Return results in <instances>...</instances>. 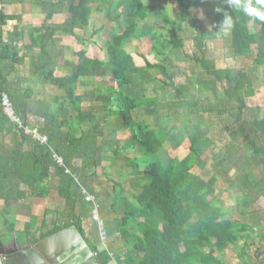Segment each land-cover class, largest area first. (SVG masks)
<instances>
[{"label":"trees","instance_id":"1","mask_svg":"<svg viewBox=\"0 0 264 264\" xmlns=\"http://www.w3.org/2000/svg\"><path fill=\"white\" fill-rule=\"evenodd\" d=\"M36 1L39 7L49 9L37 29L20 28L21 16H9L0 10V97L1 94L7 95L15 112L25 122L26 119L29 121L26 104L32 99V91L29 88L17 90L15 81L10 79L15 78L17 65L26 66V53H33L35 49L39 50L38 55L28 57L30 67L28 70L25 68L29 81L32 83L33 77L38 78L43 86H52L65 92V97H51L46 102H35L42 120L39 132L47 137L45 145L32 142L22 132L18 135L15 127L5 117L0 103V134L13 137L7 148L5 145H2L3 148L0 146V200L9 205L38 198V186L50 180V170H53L58 180V197L65 202L63 211L51 213L56 218L50 224L51 229L41 235L39 240H31L32 245L74 227L99 264H110L112 261L116 264H196L207 262L215 252H224L228 246H236L245 239L247 234H253L252 227L224 219V210L217 206L216 185L218 177H227L229 170H226L230 167L236 170L233 181L235 187L248 193L249 202L244 204L253 206L260 199L264 200V118L255 119L251 123L252 133H247L243 122L244 113L249 109L246 98L253 96L255 88L242 69L220 70L212 61L207 60L203 43L206 36L200 28L191 24L195 36L193 51L189 55L186 53L181 26L175 27L177 21L184 20L180 17V11L189 15L196 2L210 18L211 24L222 20V13L214 11L216 7H222L234 20L229 32L233 58L247 59L254 44L248 16L239 10L228 8L224 0H170L179 11L173 19L167 8L157 4L161 0ZM65 7L69 18L62 24H54V17L61 14ZM94 12L104 14L111 24H123L120 25L119 32H112L105 43L106 60L90 58L85 49L102 32V28H93L87 37H80L76 33L89 29ZM252 19L264 32V22ZM13 21L17 26L10 31L6 30L7 23ZM142 23L151 31L139 32V25ZM216 30L211 29V38L222 39L223 34H218ZM64 36L73 38L84 49L75 53L77 65L72 72L58 78L55 77V72L60 67L64 54L59 49L60 38ZM145 39L151 43V52L162 59L161 63L151 64L141 57L145 70L154 73L152 81L156 83L158 79V85L153 89L155 98L147 97L144 83H140L138 88L141 96L132 97L124 92L125 87L135 84L129 78L130 72L135 69V62L126 48L136 40ZM26 42L29 43L28 46L25 45ZM21 43L24 44L23 57H19L21 50L18 45ZM167 47L183 52L190 64L187 70L191 73H195L197 67L200 69L196 75L192 74L190 82L187 79L185 84L176 83L178 67L163 63V59H168ZM254 64L255 68H264V52L257 53ZM102 75H110L116 87L107 88L100 108L93 104L82 108L83 98L76 96L78 86L90 84L91 80L101 78ZM95 92L100 96V91ZM203 92L213 96L212 104L203 103L197 96ZM160 94L162 97H159ZM167 96H172V100L165 102ZM65 101L74 107L78 121L87 126V130L79 138L72 137L65 130L62 120ZM147 108H152L156 120L168 117L178 119L182 111L194 118L206 114L211 120H217L221 135L224 132L230 138L224 152L213 157L220 175L213 174L205 181L192 173L200 158L192 145L189 146L186 157L171 158L165 164L160 153L168 141L177 135L181 138L190 137L195 133L194 128L190 125L181 127L178 123L164 128L160 125L151 127L144 119L136 121L134 111L145 109L148 112ZM99 111L109 118L121 117L122 126L129 132L126 144L113 152L112 161L128 150V147L136 148L139 162L137 164L136 159H131L128 165L133 172L143 174V179L137 180L141 192L131 200L125 197L121 184L113 183L114 196L109 212L115 216V222L111 236L117 234L124 243L127 252L123 260L118 256L113 260L109 250L100 251V244L91 243L88 237L90 233L83 226L86 220H91L94 226L96 223L92 219V207L84 202L78 185L79 170L75 162L79 160L83 164L97 167L98 160L106 159L103 156L99 159L98 151L102 143L100 125L96 121ZM161 111H166L167 114L162 117ZM223 115L232 120L229 129L222 125ZM176 129H179L178 132ZM241 141L245 143L243 150L239 146ZM203 143L207 149L213 146L209 138L204 139ZM55 155L62 159L63 166L55 162ZM41 166L47 168L43 170ZM255 172L259 173V177L254 176ZM25 192H29L28 195ZM7 214V211L0 212L3 226L8 228L7 232L14 233L15 224ZM49 214V211H45L44 217L47 218ZM47 226L43 221L41 229ZM130 229H134L136 233L132 235ZM23 236L31 234L17 233L20 244Z\"/></svg>","mask_w":264,"mask_h":264},{"label":"crops","instance_id":"2","mask_svg":"<svg viewBox=\"0 0 264 264\" xmlns=\"http://www.w3.org/2000/svg\"><path fill=\"white\" fill-rule=\"evenodd\" d=\"M14 9L16 8L17 12H7V9ZM38 2L36 0H0V10H2L6 15L9 16H21L22 17V24L20 25V28L23 29H37L40 28L43 19V17H39L38 14ZM44 8V7H40ZM15 10V9H14ZM34 14L35 17H34ZM66 14V17H65ZM64 16V17H63ZM39 17V18H38ZM69 18L68 10L65 7L63 9L62 14L56 15L53 19L54 24H62L66 19ZM17 26V23L15 21L8 22L6 26V30H11L13 27ZM96 30V29H95ZM77 35L82 37L86 34L79 33L76 31ZM70 39L71 37L64 36L61 37V44L60 48L62 51H66L70 49L73 43H71ZM73 42V41H72ZM94 43H96L94 41ZM23 43L18 45V49L21 50V53L19 57H23L24 52H22ZM26 46L29 45L28 42L25 43ZM77 45V44H76ZM81 47V46H79ZM39 53L38 49H35L33 53H26V66L19 64V66H16L15 71V78H11V81H15V88L24 90L27 89L23 84H21V81L24 79V69L28 68V64L30 63V60L28 57L37 56ZM64 57V58H63ZM63 57L61 58V64L60 67L55 72V77L63 78L67 75H69L72 72V69L76 67L77 63H67L68 59L72 60V57L69 52H66L63 54ZM64 59V61H63ZM103 60V59H100ZM135 62V61H134ZM69 68V72L66 73H60L61 69H66L65 67ZM137 67V66H136ZM25 69L26 72H28ZM27 78L28 74H26ZM111 77V76H109ZM107 77L106 79L108 84H101L106 83L103 81H99L100 83L93 82L91 80L90 84H82L78 86V89L76 91L77 97L83 98L82 108L88 107L89 104H93L94 107H99L101 104V101L104 99V95L106 94L107 88L113 87L115 88V84L112 79H109ZM105 77L96 78L99 80H102ZM19 79V80H18ZM32 83H37V89L36 93L34 94V90H32V99L27 102V113L26 116L29 119L28 124L23 121V123L30 127V128H36L38 129L41 125L42 120H40L39 111L37 109V105L35 104L36 101H49L54 97H65V92L59 91L56 88L52 86H43L41 84V79L34 78L33 77ZM90 80H83V82H87ZM134 85H130L128 87L124 88V92L128 96L137 97L135 95L137 93L136 89L133 87ZM50 88L52 91L51 95L44 96V89ZM47 91V90H45ZM95 91H100V96L97 95ZM46 94V93H45ZM39 95V96H38ZM7 96V95H6ZM8 97V96H7ZM15 110V109H14ZM143 111L144 109H138L136 111ZM17 114V113H16ZM102 114V115H101ZM18 117H20L17 114ZM77 112L75 111L72 104L68 101H65L64 103V111L62 113V120L64 121L65 130L74 138H79L83 132L87 130V126L81 124L78 121L77 118ZM6 117V116H5ZM7 118V117H6ZM21 118V117H20ZM7 120L9 123H11L15 127V132L19 135V132H24L22 130H19L18 127L12 123L8 118ZM142 120V118H141ZM96 121H98L100 125V133H101V147L99 149V159L103 156L106 157L103 161L98 160L97 164L98 166L90 165V164H83L81 161L77 160L75 162L76 167L79 170V175L77 178L78 185L80 186L81 190H85L89 195L93 196L97 204L99 205V212L98 214L101 215L104 221H106V227L108 225V216L109 214H112L109 212L110 207L112 205V199L114 196L113 191V183L121 184L124 190V195L129 200H131L133 197L140 194L141 189L137 184V180L139 177H142L143 174L135 173L132 171L131 168H129V160L137 159L139 157V153L137 150L135 152L132 151L133 148L130 149L128 147V150L123 151L120 153V156L115 159V161H112L113 158V152L116 150L117 147H121L120 140L124 139L125 144L126 140L128 139L129 132L122 126L123 122L121 117H113L109 118L104 115L101 111L98 112ZM30 123V124H29ZM165 127V126H160ZM25 135V134H24ZM27 136V135H26ZM29 137V136H28ZM32 142L38 143L34 141L31 137H29ZM13 140V137L6 135V134H0V146L3 148L2 145H5L6 148L8 145H11ZM169 142V141H168ZM39 144V143H38ZM124 144V145H125ZM168 144V143H167ZM41 145V144H40ZM123 145V144H122ZM123 145V146H124ZM163 151L160 153L161 160L166 164L168 161H164ZM43 170H45L46 166H41ZM227 168V167H226ZM226 170V169H225ZM229 170V171H228ZM227 177H225V184L227 187H224L223 191H221L220 184H219V177L217 179V185H216V199H217V206L222 208L225 212L224 218L231 222H239L242 224H245L247 226H250L254 229L253 234H247L246 238L241 240L239 243L236 244V246H228L227 249L224 252H215L213 258L209 259L207 262H197L196 264H264V200L260 199L257 204L253 206H247L248 200L247 196L248 193L244 189L240 188L237 189L234 184V178H235V169H231L230 167L227 168ZM232 172V174L230 173ZM230 173V177L228 176ZM51 178L46 183H43V185L38 186V194L40 193V196L29 198L27 200H24L23 202H18L17 204H6L3 200H0V212L7 211L9 214L7 216L9 218L13 219V223L15 224V232H7L8 228L6 226H3V218L0 215V252L3 250L6 251H12L13 249H17L20 247H24L28 243H31V240H39L41 235H44L48 230L51 229L50 224L55 221V216H52L51 213L58 211L61 212L64 210L65 202L58 197L57 193V186H58V180L55 177V173L53 170H50ZM254 176L259 177V173L255 172ZM23 190H25L23 188ZM28 191V190H26ZM28 193L29 192H25ZM83 195V194H82ZM229 197L232 199V203H229L227 206L224 204L225 200H229ZM84 198V197H83ZM231 201V200H230ZM246 203V204H244ZM45 211H49L50 214L47 218L44 217ZM113 215V214H112ZM113 220L115 222V216L113 215ZM45 219V220H44ZM43 221L47 223V228L41 229V226L43 224ZM91 220L84 222V230L88 232L85 228V224L90 223ZM113 225H110V229L108 227V232L111 235V229L114 227ZM92 223V222H91ZM93 224V223H92ZM92 224L90 225V228H93ZM94 225V224H93ZM109 226V225H108ZM97 230V226H95ZM257 228V229H256ZM258 230H261L262 232H259V239L260 241H250L249 238H253V235L258 232ZM132 235H134L136 232L134 229L129 230ZM28 232V234H31V236H23L22 244L19 243L17 238V233H25ZM93 232V229L92 231ZM90 233V232H89ZM98 233V231H97ZM108 233V234H109ZM91 234V233H90ZM114 238H118L117 240H120V237L115 234ZM91 243L97 244L91 236H88ZM99 238V235H98ZM100 240V239H99ZM39 242V241H38ZM37 242V243H38ZM123 243V242H122ZM121 243V244H122ZM99 245V244H98ZM123 248H125V245L123 243ZM106 250V249H105ZM108 251V250H107ZM120 252V251H119ZM127 252V249L125 248V253ZM119 258L121 255H117ZM114 264V263H110ZM116 264V263H115Z\"/></svg>","mask_w":264,"mask_h":264},{"label":"rangeland","instance_id":"3","mask_svg":"<svg viewBox=\"0 0 264 264\" xmlns=\"http://www.w3.org/2000/svg\"><path fill=\"white\" fill-rule=\"evenodd\" d=\"M159 6H164L168 9L169 15L171 19L174 18L175 14L179 11L175 7V3L170 0H161L160 3L157 2ZM15 9V10H14ZM14 9H7V12H17L16 8ZM49 12V9L44 8H38V14L39 17L45 16ZM62 14V13H61ZM36 14H34L35 17ZM38 17V18H39ZM64 17V16H63ZM66 17V14H65ZM180 17L181 19L184 18L182 22L177 21L175 27L181 26L182 30V37L185 40V46H186V53L189 55L193 51V38L195 36V31L191 27V24L197 26L200 28L205 36L206 40L203 42L205 44V50L207 51V60L212 61L217 69L224 70V69H235V71L238 69H242V71L251 79L253 83V87L255 88V92L252 97L246 98V103L249 109L245 111L243 116V122L244 126L246 127L247 133H252L251 123L258 118H264V68H255L254 59L256 58L257 53L264 52V32L260 30L255 24L251 17H248L249 20V26L251 30V35L253 38V45L251 47V52L247 59H234L231 49H230V39H229V33L227 35L223 34L222 39H213L210 36L211 28L209 25H211L210 18L207 17L206 13L202 8H200L199 4L196 2L194 4V8L192 12L189 13V15H186L185 13L180 11ZM179 22V23H178ZM120 25L123 24L117 23V24H111L108 22L106 16L104 14L94 12L91 17V25L89 29H86L84 31H78L79 33L86 34V37L89 36L91 31L94 29L102 28V32L96 36L93 40H91V43L88 44L87 47H85L88 56L90 58H96V59H103L106 60V52H105V43L106 41L111 37V33L115 32L118 33L120 29ZM142 31H151L145 26V23H142L139 25V32ZM166 36V34L164 33ZM175 35V34H174ZM176 36V35H175ZM167 37V36H166ZM212 39V40H211ZM71 43H73L70 49L63 51L64 54L66 52H69L72 60L68 59L67 63H77V58L75 56V53H77L79 50L84 49L83 47H79L75 40L72 38L70 39ZM73 41V42H72ZM94 41L96 43H94ZM77 44V45H76ZM168 49V47H167ZM126 50L132 55L133 60L135 61V69H133L130 72L129 78L132 79V81L135 83L134 88L136 89L137 93L135 95L141 96V92L138 89L140 87V83H144V86L147 90V97L148 98H155L156 95L153 93V89L158 85V77L157 82H153L152 79L154 77V73L149 71L147 72L145 70V63L141 57H144L149 63L151 64H158L161 63L162 59L157 57L154 53L151 52V43L148 39L145 40H136L132 43H130ZM167 61L163 59V63H165L166 66L173 65L178 67V77L176 78L177 84H185L187 82V79L192 77V74L196 75V73L200 70L197 67V70L195 73H191L190 70H187V67L190 66L188 64V60L183 54V52L179 50H167ZM64 58V57H63ZM64 61V59H63ZM137 66V67H136ZM70 67V66H68ZM67 66L66 69H61L60 73H68L69 68ZM71 68V67H70ZM24 79L21 81V84L25 86V88H31L34 90V94L37 92L36 89L37 83H31L29 81L30 77L27 78L26 72L24 70ZM110 75H102V80L99 79H93V82L98 83L99 81H103L106 83L101 84H108L106 79ZM109 79H112V77H109ZM29 81V82H28ZM33 82V81H32ZM190 82V81H189ZM36 88V89H35ZM47 90V91H45ZM44 96L51 95L52 91L50 88H46L43 90ZM46 93V94H45ZM39 96V95H38ZM197 96L203 100V103H213L214 99L211 94L208 93H200L197 94ZM159 97H162L160 94ZM172 96H167V100L165 102H168L169 100H172ZM100 108V106H99ZM148 112L144 109L143 111H134L133 115L136 121H140L141 118L146 120L147 124H149L151 127L154 126H172L176 123H178L181 127L184 126H192L194 128V134L187 138H181L179 135L177 137H173L171 140H169L168 144L165 145L163 149V160L168 161L170 158H178L183 159L188 155L189 146L195 147L198 154L200 155L199 160L196 163L195 168L192 170V173L198 176H201L202 179L205 181L208 180V178L211 175H220V173L216 170L217 169V162L213 158L214 155H219L224 152V147L230 142L229 134H225L224 132L221 135V130L217 124V120H211L206 114H200L198 117L194 118L192 116H188L186 111H182L179 114L178 119L175 117H168V118H159V120H156V116L152 113V108H147ZM167 114L166 111H161L160 115L164 117ZM102 115V114H101ZM177 124V125H178ZM222 125L226 127V129H229V127L232 125V120L227 116L223 115L222 117ZM181 127L178 126L179 129ZM232 128V127H231ZM179 129H176L177 132ZM232 131V130H231ZM209 138L213 142V146L210 149H207L205 144L203 143L204 139ZM120 145L123 146L125 144L124 139L120 140ZM123 144V145H122ZM244 141H241L239 146L241 147L240 150H243L244 147ZM136 148H133L132 151L135 152ZM217 159H220L218 157ZM136 162L138 164L139 160L136 159ZM232 174V172H230ZM229 173V177H230ZM142 177H139L138 180H142ZM225 177H219V184L221 191H223L224 187H227L225 182ZM231 200V201H230ZM229 203H232V199L229 197V200H225L224 204L227 206ZM113 215L109 214L108 218V225L106 228L107 232V238L105 241L101 242L98 238L96 227L91 223L85 224L86 230H88V233L90 232V236L92 239L97 243L100 244L99 249L102 250H109V255L112 256V259L119 254L121 255L120 259H124V252L125 248H123V243L120 240H117L118 238H114L116 236H111L108 232V227L110 229V225H113ZM99 220H102L103 223L106 225V221H104L103 217L101 215H97ZM103 218V219H102ZM226 219V218H224ZM92 224L93 228H90V225ZM264 225V223H263ZM93 229V232H91ZM257 229V228H256ZM259 232H262L261 230H258L257 233L253 235V238H249L250 241L258 242L259 239ZM109 233V234H108ZM122 243V244H121ZM120 251V252H119ZM111 263L115 264V261H112Z\"/></svg>","mask_w":264,"mask_h":264},{"label":"water","instance_id":"4","mask_svg":"<svg viewBox=\"0 0 264 264\" xmlns=\"http://www.w3.org/2000/svg\"><path fill=\"white\" fill-rule=\"evenodd\" d=\"M0 264H99L79 232L63 230L36 245L3 250Z\"/></svg>","mask_w":264,"mask_h":264},{"label":"built area","instance_id":"5","mask_svg":"<svg viewBox=\"0 0 264 264\" xmlns=\"http://www.w3.org/2000/svg\"><path fill=\"white\" fill-rule=\"evenodd\" d=\"M0 103H1V108H2L4 115L12 123H14L18 127L19 130H22L25 135L31 137L34 141L38 142L39 144L41 145L47 144V137L42 135L39 132V129L30 128L26 126L21 120V118L17 116L14 110L13 104L11 103L10 99L5 94H1ZM54 160L59 166H63L62 159L59 158L57 155L54 156ZM82 194L84 197V202L87 205L92 207V212H91L92 219L96 223L99 239L101 242H103L107 238V232H106L105 224L103 223L102 220H99L97 217L98 212H99V205L95 201L94 197L89 195L83 189H82Z\"/></svg>","mask_w":264,"mask_h":264},{"label":"clouds","instance_id":"6","mask_svg":"<svg viewBox=\"0 0 264 264\" xmlns=\"http://www.w3.org/2000/svg\"><path fill=\"white\" fill-rule=\"evenodd\" d=\"M228 8L241 11L245 16L255 18L259 21L264 22V0H224ZM214 11L218 14L222 13L223 18L219 23L211 24V29H217L218 34L222 33L227 35L233 25V17L222 7H216Z\"/></svg>","mask_w":264,"mask_h":264},{"label":"flooded vegetation","instance_id":"7","mask_svg":"<svg viewBox=\"0 0 264 264\" xmlns=\"http://www.w3.org/2000/svg\"><path fill=\"white\" fill-rule=\"evenodd\" d=\"M40 242H41V241H40ZM38 243H39V242H38ZM38 243H37V244H38ZM28 244H30V243H28ZM30 245H32V244H30ZM35 245H36V244H35Z\"/></svg>","mask_w":264,"mask_h":264}]
</instances>
